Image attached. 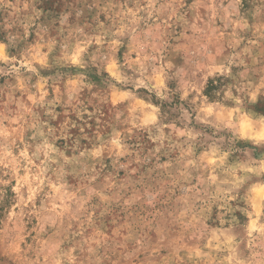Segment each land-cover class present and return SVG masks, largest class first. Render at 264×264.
Wrapping results in <instances>:
<instances>
[{
    "label": "clouds",
    "instance_id": "obj_1",
    "mask_svg": "<svg viewBox=\"0 0 264 264\" xmlns=\"http://www.w3.org/2000/svg\"><path fill=\"white\" fill-rule=\"evenodd\" d=\"M0 264H264V0H0Z\"/></svg>",
    "mask_w": 264,
    "mask_h": 264
}]
</instances>
